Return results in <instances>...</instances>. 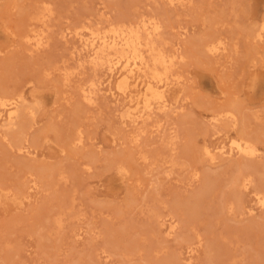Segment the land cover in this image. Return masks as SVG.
<instances>
[{"label":"rangeland","instance_id":"obj_1","mask_svg":"<svg viewBox=\"0 0 264 264\" xmlns=\"http://www.w3.org/2000/svg\"><path fill=\"white\" fill-rule=\"evenodd\" d=\"M172 1L0 0V99L23 97L0 128V264H264V0ZM149 18L177 59L166 107L130 124L73 31ZM211 38L223 53L201 52ZM235 136L257 156L221 155Z\"/></svg>","mask_w":264,"mask_h":264},{"label":"bare ground","instance_id":"obj_2","mask_svg":"<svg viewBox=\"0 0 264 264\" xmlns=\"http://www.w3.org/2000/svg\"><path fill=\"white\" fill-rule=\"evenodd\" d=\"M168 1L170 3L173 2L172 0H168ZM43 16L44 15H42V17ZM160 29H161V25L156 20V18L155 19L149 18L147 20L141 19L140 21L136 23H129L128 25L111 24V25H108V27L106 26V28L104 29H95V30L90 29L89 27H86L84 25L83 26L81 25V26L74 28V31H73L74 36L78 39V41L81 44V50L84 51L87 57L89 58L88 63H90L91 67L94 70L99 67L104 69L107 75V78L105 79L106 80L105 83L107 86L104 87L106 88L105 92H107L114 100H116L117 97H122L125 100L126 99L128 100L127 101L128 104H132V106L128 108L127 112L124 111L126 113L125 115H123L125 117H131L132 120L129 122L130 124L132 121L137 122V120L143 119L144 116L150 117L149 116L150 112L154 109L155 106H157L156 108L160 111L161 110L163 111V109L166 107L165 100H164L165 98L164 93L168 91L164 92V90L165 88L167 89V86L169 85V80H170L169 72H171L170 70L173 68L175 64V60L177 59V56L176 54H172V53L171 55H168L165 52V50L162 48V46L160 45V42L158 44L155 41V37L160 35ZM66 30L68 31V29ZM32 31L30 32V34L25 35L24 39L29 44H32L35 48H40V46L44 44L43 43L44 33H35L34 31L33 32ZM68 33H66L65 35H71ZM252 35H254L253 37L256 38L257 40L264 39V23H262L259 26V28L254 32V34L252 33ZM224 45L225 44L220 38H211L209 40L207 39V41L201 44L200 50L202 53L213 57V56L219 55L222 51L225 50ZM67 73L69 75L70 72L67 71ZM171 80L173 81V79ZM86 85L81 86L79 89L81 92L82 98L83 100H85L86 102L90 104L94 103V98L96 97L98 91H100L98 87L99 83L93 82L91 80V82H89V84H86ZM22 100H23V97L21 95H15L13 97L11 96V98L5 96L4 98L0 99V128L3 122L7 123V130L9 129L12 130L11 128L16 126L14 124L20 116L19 105ZM180 110H182V108L179 109V111ZM225 113L229 117H232L234 115L233 111H227ZM213 120L216 121L215 118ZM23 130H26V129H23ZM74 131L75 132L73 134V137L70 139H71V143L77 146L82 143L83 137L81 136V132L78 129ZM137 137H133L134 141L138 140L136 139ZM26 149L27 148L22 145V147H19V149L17 150L21 152ZM217 149L218 151L221 152V155H227L229 157L230 156H241V157H246V158H253L258 152L255 144L251 140H249V138H246L244 136L231 137L227 144H224L221 147H218ZM202 150L205 156L209 155V149L206 146L203 147ZM26 153L28 154V151H26ZM118 171L121 173L124 171V168L119 167ZM245 179L246 178L241 177V180H243L244 183L246 182ZM244 183L242 185H244ZM31 187L29 186L30 190H31ZM242 187H244L245 189V185ZM254 193L255 195L253 197H255L256 205L261 208L264 207V189H260L258 190L257 193L256 192ZM194 198H198V197H194ZM159 216L160 215H158V217ZM156 219H159V218H156ZM169 229H173V228L170 227ZM190 253L191 251H189V254Z\"/></svg>","mask_w":264,"mask_h":264}]
</instances>
